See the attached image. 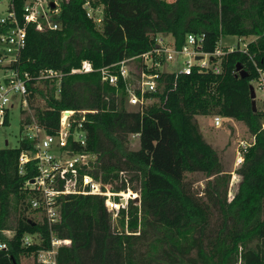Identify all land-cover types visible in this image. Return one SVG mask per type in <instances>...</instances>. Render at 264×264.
<instances>
[{
    "label": "trees",
    "instance_id": "trees-1",
    "mask_svg": "<svg viewBox=\"0 0 264 264\" xmlns=\"http://www.w3.org/2000/svg\"><path fill=\"white\" fill-rule=\"evenodd\" d=\"M26 1L10 0L21 21ZM86 1L61 0L56 29L29 23L26 46L5 67L32 76L28 101L38 94L46 103L34 107V119L27 116L21 130L35 120L55 134L62 112L75 111V119L84 117L87 138L74 147L95 156L88 172L114 192L139 191L140 204L130 199L112 230L105 197L69 195L58 222L32 218L33 224L27 182L38 171L30 161L21 172L19 157L35 141L23 135L18 146L0 148V232H15L1 235L7 249L0 250V264H22L23 252L50 249L53 236L71 240L58 248L57 264H264V110L257 104L253 110L250 87L258 73L248 53L226 48L220 73L198 67L161 73L162 85L145 94L152 102L136 110L127 109L124 81L112 86L100 71L114 65L118 72L120 61L152 50L160 34L173 36L178 48L189 34L203 35L206 53L225 36L254 37L249 52L264 67V0H91L94 9L103 6L101 23L88 16ZM7 31L0 24V34ZM84 60L94 71L72 73ZM238 64L248 77L240 76ZM50 68L62 72L60 83L47 79L40 87L37 77ZM200 115L241 121L255 136L236 169V185L204 137ZM132 135L138 149L130 146ZM197 172L208 178L202 189L187 177ZM30 233L41 242L25 247Z\"/></svg>",
    "mask_w": 264,
    "mask_h": 264
},
{
    "label": "built area",
    "instance_id": "built-area-1",
    "mask_svg": "<svg viewBox=\"0 0 264 264\" xmlns=\"http://www.w3.org/2000/svg\"><path fill=\"white\" fill-rule=\"evenodd\" d=\"M1 1V0H0ZM61 0H27L23 15V21L19 19L14 9H11L10 0H7L5 15L0 17V24L7 27L6 33L0 34V44L3 51L0 53V68L5 71L3 80L0 81V125L4 124L8 110L14 107L11 103V94H19L23 97V105H28V95L30 93L27 82L32 80V76L25 73L22 76L18 71L5 68L10 64L19 52L26 46L27 30L29 23H35L37 28L42 30L46 27L58 28L59 24L54 21V17L59 13V3ZM52 3L55 7H52ZM84 7L88 11V16L97 23L102 22V17L94 15V7L91 0H87ZM203 35L189 34L182 48L176 46L175 40H169L168 35L160 34L156 38V46L145 53L133 58H127L118 63V72H114L112 66L100 69L102 79L112 86H118L120 79L125 83L128 91V104L142 108L149 104L152 99L145 98L148 92H156L160 85V74L163 72H185L198 67L200 69H211L216 73L221 71V55L225 53L222 46L213 53L202 51L201 44ZM244 46L240 43L232 45L228 51L235 49L248 53L253 62L258 77L253 82L257 83L259 91L264 92V67L260 66L255 55L249 52V44L255 40H243ZM201 56L200 59L197 57ZM217 58L216 61L214 59ZM139 61V63L137 62ZM138 65L140 66L138 68ZM181 65V69H168L169 66ZM4 67V68H3ZM94 71L93 64L84 60L82 65L73 69L72 73H87ZM63 74L55 69L42 70L37 77V81L57 80L58 84ZM255 88V87H254ZM140 91V95L137 94ZM256 91V90H255ZM257 95V92H256ZM84 110L80 113H87ZM75 111L65 110L62 112L60 128L55 134H47L45 130L36 122L26 125L25 136L34 140L35 149L23 150L19 157L21 172L26 164L35 161L37 176L29 180L27 187L30 195L27 200L29 204V217L35 220H45L50 225L61 219L62 204L65 197L69 195H100L105 197V205L109 213L117 216L121 208H126L130 199L140 204V193L130 187L121 192H114L110 189L111 183L105 186L98 179L94 178L88 171L94 162L95 156L91 153L77 151L74 143L86 145L87 132L82 121L75 119ZM221 116H214V125L219 127L223 123ZM264 131V118L262 121ZM138 135V134H137ZM136 135V136H137ZM71 141H73L71 143ZM255 143H241V151L238 156L239 167L244 160L245 153ZM238 167V168H239ZM121 176L127 180L126 173L121 172ZM234 176V175H233ZM235 178V177H233ZM128 182V180H127ZM105 187V189L103 188ZM118 197V199H116ZM38 216L39 218H36ZM14 230L6 229L0 232V250L7 249V243L1 240V235L8 237L14 235ZM38 234H26L23 237L25 247L40 243ZM71 240L52 237L51 248L38 251L23 252L20 255L22 264H57V252L61 245H69ZM28 261L30 263H28Z\"/></svg>",
    "mask_w": 264,
    "mask_h": 264
},
{
    "label": "rangeland",
    "instance_id": "rangeland-1",
    "mask_svg": "<svg viewBox=\"0 0 264 264\" xmlns=\"http://www.w3.org/2000/svg\"><path fill=\"white\" fill-rule=\"evenodd\" d=\"M102 5L97 9H94V15L99 17L102 15ZM7 8V0L0 1V17L5 15V10ZM249 39H245V37H238V36H225L220 41V47L222 49L229 48L234 44L240 43V47L244 46V42L239 39L243 40H250L254 37H246ZM169 40H174L173 36L168 35ZM3 51V46L0 44V53ZM4 68V67H3ZM181 65L169 66L168 69H181ZM5 71L0 68V81L3 80L5 75ZM38 85L40 87H44L42 82H39ZM253 86L257 92L256 95V104L259 106L260 109L264 110V92L259 91L257 88V83L253 82ZM23 97L19 94H11V103L14 104V107L11 109L10 112V124L9 125H0V148L4 147H16L19 145L20 139L27 130L26 124L24 128L21 130L22 122L25 121L27 116L32 117L34 119V107L38 106L44 108L46 103L44 99L36 94L32 101H28V105H23L22 103ZM152 101L148 102L151 103ZM128 110H136L138 106H133L127 103ZM26 110V112H23ZM198 122L200 124L202 133L206 140L211 143L219 152L221 156L222 162L224 164V168L227 172H231L233 175V182L236 185L237 181H239V176L236 173V169L239 167L238 156L241 151V143L243 141L251 143L254 140V136L250 134L247 127L241 121L235 119H223V123L221 126L216 127L214 125V115L213 116H203L200 115L197 117ZM35 122V120L33 121ZM32 122V123H33ZM132 149H138L140 147L139 138L136 135L131 136V144ZM244 156V155H243ZM188 179L193 182L194 187L196 189H202L205 186V182L208 180L206 175L202 172L197 173H189L187 175ZM235 187V186H234ZM36 218H39L36 216ZM109 223L111 229L115 230L117 225L119 224L117 217L115 215H111L109 218ZM28 263H30L28 261Z\"/></svg>",
    "mask_w": 264,
    "mask_h": 264
},
{
    "label": "water",
    "instance_id": "water-1",
    "mask_svg": "<svg viewBox=\"0 0 264 264\" xmlns=\"http://www.w3.org/2000/svg\"><path fill=\"white\" fill-rule=\"evenodd\" d=\"M52 7H55V4L52 3ZM198 59L201 58V56L197 57ZM237 71H239L240 73V76L242 78H246L248 77V72L243 69L242 65L241 64H238L237 66ZM251 97H252V106H253V110L254 111H257V105H256V91H255V88L253 85H251ZM31 182H34V180H31ZM30 222H32L33 224H36V222L32 221V219H28ZM14 263L16 264V261L14 260Z\"/></svg>",
    "mask_w": 264,
    "mask_h": 264
},
{
    "label": "crops",
    "instance_id": "crops-1",
    "mask_svg": "<svg viewBox=\"0 0 264 264\" xmlns=\"http://www.w3.org/2000/svg\"><path fill=\"white\" fill-rule=\"evenodd\" d=\"M170 35V34H169Z\"/></svg>",
    "mask_w": 264,
    "mask_h": 264
}]
</instances>
